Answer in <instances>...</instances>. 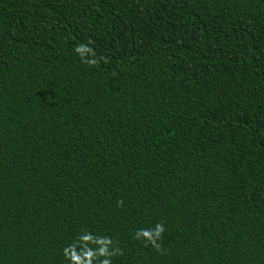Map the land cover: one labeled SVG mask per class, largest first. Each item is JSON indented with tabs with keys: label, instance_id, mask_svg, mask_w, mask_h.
<instances>
[{
	"label": "trees",
	"instance_id": "16d2710c",
	"mask_svg": "<svg viewBox=\"0 0 264 264\" xmlns=\"http://www.w3.org/2000/svg\"><path fill=\"white\" fill-rule=\"evenodd\" d=\"M0 264H264V0H0Z\"/></svg>",
	"mask_w": 264,
	"mask_h": 264
}]
</instances>
